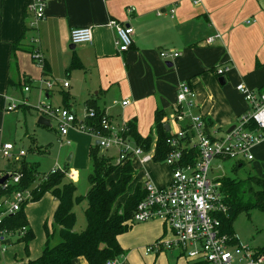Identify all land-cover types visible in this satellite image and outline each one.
<instances>
[{
    "label": "crops",
    "instance_id": "crops-1",
    "mask_svg": "<svg viewBox=\"0 0 264 264\" xmlns=\"http://www.w3.org/2000/svg\"><path fill=\"white\" fill-rule=\"evenodd\" d=\"M28 1L0 0V129L8 105L19 103L15 88L8 85L9 78L35 80L25 72L27 59L34 50L41 53L46 66H38L37 80L53 81L61 93L66 89L68 97L71 89L80 95L83 107L91 98L117 128L132 122L142 136L149 135L157 109L166 113L165 118L172 115L177 87L182 80H188L195 92L194 109L209 120L212 131L219 133L233 126L247 109L245 99L235 88L239 82L264 90V0H200L198 5L190 0H48L44 17L37 22L26 8ZM200 18L206 23L202 39L196 24ZM111 20L133 28L128 50L121 52L115 46L116 32L109 26ZM83 26L91 28L92 42L70 48L71 29ZM217 34L220 36L206 43V38ZM18 39L22 45L13 58L12 45ZM163 50L177 56L161 57ZM31 62L36 64L32 58ZM13 63L16 78L12 74ZM223 68L227 69L220 73ZM55 77L69 78L68 86L63 87ZM219 78H223V84ZM53 90L46 91L47 99ZM70 97L67 102L73 108L74 96L72 100ZM123 100L128 103L122 105ZM2 144L0 140V147ZM21 149L26 151L24 158L28 151ZM251 154L249 172L264 178V138L253 146ZM1 159L5 160L0 156ZM130 161L135 175L127 193L132 192L137 182L143 185L145 180L160 187L168 185L170 168L165 163L162 162L160 171V163H140L135 157ZM7 166L8 163L0 174H5ZM136 167L143 170L142 177ZM71 173L74 177L70 179L74 181L77 173ZM117 176L118 172L113 173L110 179ZM124 198L125 195L120 201ZM53 199L54 207L42 221L41 232H36L28 220L35 234L29 243L28 255L23 243H14L16 251L4 255L7 264L26 262L40 255L45 242L43 223L48 220L50 224L56 206ZM37 202L27 205L26 214L31 204ZM13 237L0 236V240H10L3 245L6 250L9 248L6 245L13 243ZM165 237L171 235L161 220L133 224L118 236L125 253L115 264H166L163 252L167 250L175 259L174 264H192L180 248L139 252ZM261 248L264 247L256 250ZM72 264L88 263L76 258Z\"/></svg>",
    "mask_w": 264,
    "mask_h": 264
},
{
    "label": "built area",
    "instance_id": "built-area-1",
    "mask_svg": "<svg viewBox=\"0 0 264 264\" xmlns=\"http://www.w3.org/2000/svg\"><path fill=\"white\" fill-rule=\"evenodd\" d=\"M48 0H29L26 8L32 13L34 22L42 19ZM193 5H198L200 0H190ZM131 10V9H130ZM173 12V10H170ZM109 26L115 28V46L121 52L126 51L132 44L133 28L114 20ZM217 34L206 38V43H211ZM73 45L90 44L93 40L92 30L88 26L75 27L69 35ZM177 56L161 51L160 56ZM32 59L39 66H43L44 59L38 50L31 54ZM227 68L220 69L222 73ZM39 88L51 90L55 83L51 80H39ZM63 87L68 82L62 83ZM236 90L243 96L247 109L241 114L234 127L228 132L212 131L206 127L205 117L201 113H194L195 92L187 80L179 82L174 102V112L165 118L169 126L170 135L166 139L169 151L164 162L170 168V181L168 185L156 186L152 181L145 180L142 187L145 195L136 206L132 216V223H141L150 220H161L171 231V237L160 238L147 245L145 252L160 249L180 248L192 264H264V252L251 248L249 245L233 243V237L221 231L219 214L227 211L220 191L221 176L210 177L211 161L213 158L234 159L236 163L249 161L253 158L251 150L264 138V90L248 87L244 82L236 85ZM24 91L29 86H24ZM128 100H123L126 105ZM16 104H9L7 109H14ZM37 111L46 119L54 118L58 123V132L61 136L68 133L69 125H75V113L66 107H52L49 102H40ZM85 115L93 116L92 110H87ZM84 115V116H85ZM176 124L173 130L169 125ZM82 130L92 134L99 145L105 149L115 147L118 149L117 162L131 160L135 157L140 163L152 161V151L145 152L140 146H135L129 139L123 138L117 128L103 118L102 130H93L79 123ZM76 126V125H75ZM175 126V125H174ZM106 131V134L102 133ZM12 142H5L0 147V155L8 162L9 169L17 160L25 155L24 149H16ZM195 149L197 156L194 162H183V151ZM54 168L50 172H55ZM64 171V170H62ZM9 182L1 183L2 188L8 184L19 182L20 174L11 173ZM73 178V173L67 174ZM0 188V218L8 213L20 209L21 205L31 198L30 190L16 191L10 196L2 195ZM24 230V228H23ZM114 260H107L105 264H115Z\"/></svg>",
    "mask_w": 264,
    "mask_h": 264
},
{
    "label": "trees",
    "instance_id": "trees-1",
    "mask_svg": "<svg viewBox=\"0 0 264 264\" xmlns=\"http://www.w3.org/2000/svg\"><path fill=\"white\" fill-rule=\"evenodd\" d=\"M21 39L12 45L13 58L15 51L19 49ZM42 67L46 68L45 64ZM11 68L16 70L15 63L11 65ZM22 81L24 79L12 81L9 78L8 85L15 90L23 89ZM25 81L29 85L30 80ZM67 101L68 94L63 92V107L69 108ZM84 107L86 111L92 110L94 115H85L79 123L91 127L92 131L102 130L103 118L110 121L91 98L85 101ZM165 117L166 113L163 110L155 111L153 125L147 136L139 134L132 122L125 124L126 128L120 132V135L129 139L135 146H140L145 152L152 151V161L162 163L170 149L166 143L170 132L165 130V124H167ZM205 120L208 129L212 124L208 119ZM102 133L106 134V131ZM100 147L99 144H95L90 145L88 149L89 187L85 195H76V186L65 169L49 171L40 178L36 164L25 158H20L8 169L11 173L20 174V178L18 183L8 184L5 188L0 185L1 190H4L2 195L8 197L13 192L30 189V202L40 200L45 193H50L56 199L50 224L48 220L43 223L45 242L40 255L35 259L16 264H72L76 258H83L88 264H105L107 260L117 259L125 253L118 242V236L128 231L133 225L132 216L138 202L143 199L145 191L137 182L132 192L127 193L128 186L135 175L131 161L116 162L113 156L100 153ZM183 153L184 163L194 162L196 159L195 149H186ZM242 164L243 162L237 163L234 169L236 170ZM116 170H118L117 178L110 179ZM10 179L11 176L8 174L4 183L9 182ZM219 180L223 202L227 205V211L218 215L221 231L232 237L235 236L233 222L239 213H248L252 209L264 211V178L249 174L242 179L221 176ZM124 195V200L120 201ZM78 201H85L86 224L83 230L74 228L76 214L73 206ZM25 206L26 203H23L19 210L0 218V236L16 235L12 242L23 243L25 254L28 255L29 243L35 238V234L29 225ZM232 241L238 244L236 237H233ZM259 252H264V248H261Z\"/></svg>",
    "mask_w": 264,
    "mask_h": 264
},
{
    "label": "rangeland",
    "instance_id": "rangeland-1",
    "mask_svg": "<svg viewBox=\"0 0 264 264\" xmlns=\"http://www.w3.org/2000/svg\"><path fill=\"white\" fill-rule=\"evenodd\" d=\"M196 24L200 33L199 38H201L205 33V20L200 18ZM19 45H22L21 42H19ZM24 47L28 48L26 45ZM25 53L27 54V52ZM38 66L39 65L31 62V57L29 56L25 65V72L30 73L32 78L35 80L30 82L29 85L27 84L28 82L25 81L26 79L22 81V83L24 82L23 86H30L29 91H21L20 88L16 90V95L18 96V100L16 102L19 101V103H15L16 106L13 111H4L3 122L0 129V140L2 143H15L16 148L18 149L25 148L28 152L27 156L24 158L27 161L36 164L37 171L39 172L38 177L40 178L44 173H47L54 168H59V171L65 169L67 174H70L72 171H76L77 177L73 181L74 185L76 186V195H85L89 187L87 175L90 171V162L87 155V150L90 145H95L96 140L94 136L82 130L80 127L79 120L82 119L86 113L85 107L82 105L80 95L77 93H72V90L70 89L69 94L71 97L74 96V100H72V98L69 96L70 100L74 102L72 104L73 108L70 107V109L76 115V126L72 124L69 125L68 134L62 138H59L58 123L54 118L49 119L50 127L38 124L37 120L41 115L39 111H37L38 108L36 107L40 105L41 101L49 102L54 108L63 107V93H61L59 89L53 86L52 89L54 90L51 92L50 98L47 99L46 91L39 88L40 83L37 79H39L38 76L40 69ZM60 71L61 69H58L57 73H60ZM12 74L16 78V70H13ZM55 79L58 82L63 83L66 81L69 83V78H64V80L63 77L62 79L55 77ZM64 92H66V89ZM192 111L194 113H198L195 109ZM169 125L171 126V130L176 127V124H174L175 126L172 125L171 121H169ZM120 128L125 130L126 126L122 125ZM220 135L221 132L217 134V136ZM67 140L70 142L68 143ZM99 149L100 153L113 156L114 160L117 162V148L112 147L105 149L100 147ZM69 156H71V159L68 162L67 158ZM7 163L8 162H6V160H0V171L5 168ZM236 164L237 163L234 159L213 158L211 161L212 172L210 173V177L216 175L242 179L251 174L249 172L250 164L248 161H244L242 166L235 170L234 168ZM162 166V163H160L158 170L161 171L160 168H162ZM146 168L150 173L149 167ZM136 170H139L138 175L142 177L143 170L139 169L138 167H136ZM117 172L118 170H116L114 174H117ZM5 174H9L7 169H5ZM5 174H0V178ZM127 190L129 192V188ZM30 200L31 199L29 198V200L24 202L26 203L25 208L31 203ZM53 205V197L49 194H44L39 202L36 204H31L28 209L29 211L27 210V218L30 221V224H32V227L36 229V232L42 231L40 229L42 221L44 218L50 216V213L54 207ZM73 209L76 214L74 228L76 230H83L86 224L84 217L85 201L75 202ZM167 230L171 235L170 229L168 228ZM233 230L241 245H249L253 249H256L257 247H264V211L252 209L248 213H239L233 222ZM15 238L16 235L13 237V239ZM5 242L9 243L10 240L7 238L5 240H0V247H3L0 249V264H7V259H5L4 255L10 252L13 253L17 249V246H15L14 242L12 244L6 245V247H9L6 250L3 246ZM146 247H143V251L140 250L139 252L143 253ZM169 252L170 250L163 252L164 258H166V264H174L175 259L169 255Z\"/></svg>",
    "mask_w": 264,
    "mask_h": 264
},
{
    "label": "water",
    "instance_id": "water-1",
    "mask_svg": "<svg viewBox=\"0 0 264 264\" xmlns=\"http://www.w3.org/2000/svg\"><path fill=\"white\" fill-rule=\"evenodd\" d=\"M69 47H70V48H74V45L71 44ZM218 81H219L220 84H223V83H224L223 78H219ZM37 123L40 124V125H44V126H49V125H50V121H49L48 119L44 118L43 116H39V118H38V120H37ZM233 127H234V126H231L230 128H228L227 131L229 132ZM165 130H166V131H169V126H168V124H165ZM95 144L98 145V144H99V141L96 140V141H95ZM69 159H70V156L67 158V160H69ZM6 169H9V165L6 167ZM7 178H8V174H5L4 176H2V177L0 178V184L3 183V182H5V181L7 180Z\"/></svg>",
    "mask_w": 264,
    "mask_h": 264
}]
</instances>
